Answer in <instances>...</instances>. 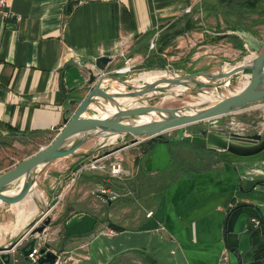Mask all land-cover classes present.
I'll return each instance as SVG.
<instances>
[{
    "label": "crops",
    "instance_id": "0c3cea01",
    "mask_svg": "<svg viewBox=\"0 0 264 264\" xmlns=\"http://www.w3.org/2000/svg\"><path fill=\"white\" fill-rule=\"evenodd\" d=\"M198 2L110 0L75 5L72 0H8L9 15L0 14V127L25 135H57L64 127V114L76 111L77 105L70 101H82L90 91L89 69L96 71L95 59L113 58L107 69L112 79L105 88H119V79L124 78L115 72L128 59L145 55L150 43L171 24L190 16ZM257 2L263 10L264 0ZM252 27L241 21L238 29L257 36ZM256 117L264 130V102L222 119L221 124L231 130ZM119 141L125 143L128 138ZM167 143L148 147L147 172L163 176L173 166ZM214 152L213 162L194 159L202 162L200 168L192 163L190 170L175 169L179 178L168 187L152 190L151 217L131 213L124 223L118 211L104 221L89 210H76L55 224L50 246L64 258L70 251L79 254L77 264H238L224 239L226 218L237 205L250 203L259 207L258 220L264 221V151L250 157ZM77 160L73 157L72 162ZM67 177L44 170L38 182L43 179L53 188ZM253 219L243 215L237 231L247 228L250 234L257 229ZM51 228L52 222L47 231ZM110 230L116 235L109 236ZM258 239L253 235L257 244L252 247L249 235L243 238L244 263L256 257Z\"/></svg>",
    "mask_w": 264,
    "mask_h": 264
},
{
    "label": "rangeland",
    "instance_id": "374dc122",
    "mask_svg": "<svg viewBox=\"0 0 264 264\" xmlns=\"http://www.w3.org/2000/svg\"><path fill=\"white\" fill-rule=\"evenodd\" d=\"M238 1L240 0H199L198 6L194 8L193 13L185 17L182 22V25H184L189 19L195 25V28L178 36L161 54L167 66L164 68L148 66V61L152 59L151 56L157 54V39H154L152 42H154L155 46L151 48V42L150 48L146 49L145 55L136 58L137 62L141 61L139 64H146L147 68L137 72L122 74V78H124L122 80L134 81L141 73L159 69L169 70L171 74L178 75L201 72L202 70L207 73H216L222 67L224 69L232 68L237 64L239 65V63L241 64L245 59L254 57L255 54L246 49L243 39L241 40L244 42L246 50L237 48L231 39L216 42H206L204 40L205 32L223 34L237 31L234 29L238 28L241 21H245L249 26L250 24L253 25L252 28L256 31L257 37L264 40V14L260 13L262 8L257 5L254 12H251L245 5L247 9L245 8L246 10H244V6L239 7L241 4L238 5ZM262 11H264V7ZM247 73L249 72H246L245 75ZM128 74H132V77H128ZM244 77V74L236 76L227 86L217 91L187 89L157 93L143 99H145L148 106L155 105L173 108L189 107L192 104L199 103L202 95L210 97L207 103L215 102L241 91L245 86ZM130 84L140 87L146 83L139 81L131 82ZM125 91H129L128 88H125ZM167 95L171 97L165 99ZM235 117L238 118L239 116ZM254 120L253 122L245 121L238 125L243 124L249 130L248 133L255 134L260 130V122H258L259 119L257 117ZM221 123L219 125H222ZM201 128L209 129L213 127L210 123L196 124L165 134L164 137L167 140L172 139L165 145L169 156L173 159V166L163 176L158 172L155 174L147 172V158L145 157L149 146L155 147L158 144H164L166 142L165 138L162 143L152 141L150 144L145 142L141 145L132 146L122 151V153L112 155L104 162L97 164L98 167L95 169L80 170L83 164L88 165L95 157L122 144L119 139L114 140L113 144L111 142L112 139L103 140L99 138L90 141L81 150L84 152L89 151V157L78 158L74 162H72L73 157L63 158L45 168L48 175L68 177L63 179L61 183L53 184V188H51L49 182H41L44 181L43 179L38 182L35 190L41 191L44 199L37 200L38 212L28 220L26 226L35 219L43 217V214H47L52 219V228L50 231L48 230V234L50 233L49 236L51 237L55 234V224L66 219L71 212L76 210H89L99 215L104 221L110 219L111 214L116 211H118L119 217L123 218L122 221L124 223H127V217L131 213L140 215L146 213V217L149 218V213L152 212H150L149 207L155 204L154 201L149 200L152 190L168 187L179 178L180 175L178 174L180 172L177 173L175 169L177 170L181 167L183 170L185 168L189 169L192 163L198 167L201 166L202 162L196 163L194 159L205 157L203 148L183 142L180 139L183 135L199 132ZM55 136L40 134L12 135L0 127V174L48 145ZM104 144H108V146L100 149ZM82 159H84L83 164L80 162ZM114 163L121 164V173L117 176L112 174V165ZM78 192H80L79 196H77ZM34 194L35 192L26 200V203L30 201ZM111 202L114 205L113 207H110ZM28 206L26 209H28ZM111 208H113V211ZM128 208L130 211L127 213ZM22 215L23 213H19L16 205L0 204V246L9 245L23 230L17 235L13 233L14 229L22 224ZM15 256L18 261H14L13 264H19V262L21 264H29L21 255L20 250Z\"/></svg>",
    "mask_w": 264,
    "mask_h": 264
},
{
    "label": "water",
    "instance_id": "95a60500",
    "mask_svg": "<svg viewBox=\"0 0 264 264\" xmlns=\"http://www.w3.org/2000/svg\"><path fill=\"white\" fill-rule=\"evenodd\" d=\"M236 38L243 39L246 49L255 56L245 59L232 68H221L216 73L201 71L186 75L173 74L171 78L147 83L140 87L130 84L134 81L119 79L120 84H124L129 89L128 92L122 91L123 93L115 94L105 88V82L112 79V76L107 74V69L113 63V58L101 56L95 59L93 65L97 72L89 69L88 84L91 89L82 101H70L69 104L77 105V108L72 114L68 112L64 114V127L48 145L0 174V204L25 203L35 192L38 179L47 166L63 158L89 157L90 154L81 151L82 148L90 141L99 138L103 140L128 138L127 142L99 156L103 157L118 154L145 139L163 142L165 134L169 132L196 124L210 123L213 128H201L199 132L183 135L180 139L203 149L226 151L239 157H250L263 152L264 133H240L230 130L227 125H219L222 119L238 114L252 104L264 102V40L245 29L223 34L204 33L206 42ZM146 68V64H139L132 67L131 72ZM246 72L250 73V79L241 91L215 102H199L181 108L142 105V101L145 100L143 98L149 97L150 94L170 92L176 86L217 91L227 86L236 76ZM129 77L131 78L132 74ZM125 98L139 100L138 106H122L118 99ZM106 104L116 107V110L107 117L104 116L103 111L98 110L105 111ZM147 117L150 119L144 120ZM107 146L108 144H104L100 149ZM43 215L29 223L9 245L0 246V259L3 264H13L16 257L13 254L18 250L27 260L36 244L34 236L44 233L52 222L49 215ZM243 215L261 218L258 206L250 203L237 205L227 215L224 239L238 264H264V251L253 261L244 263V256L240 252L241 242L245 236L249 235V243L252 245L253 235L260 229H255L250 234V229L247 228L238 232L237 227ZM50 247L48 244L40 250L41 258L38 264H55L58 256L49 249Z\"/></svg>",
    "mask_w": 264,
    "mask_h": 264
},
{
    "label": "built area",
    "instance_id": "2783aa9c",
    "mask_svg": "<svg viewBox=\"0 0 264 264\" xmlns=\"http://www.w3.org/2000/svg\"><path fill=\"white\" fill-rule=\"evenodd\" d=\"M72 1H73V3L75 5H83V4L89 3L91 1H110V0H72ZM8 7H9L8 0H0V14L1 15H4V16L5 15H9ZM190 10H191V8H189V11ZM154 46H155L154 42H152L150 47L153 48ZM139 63H141V61L137 62L136 59H128L126 61V66L124 68H122V69L117 70L115 73L116 74L129 73V72H131L132 67H134L136 65H139ZM244 76H245L244 78H245V83H246V81H249V79H250V73H247L246 75L244 74ZM245 83H244V85H245ZM142 105H146V101L145 100L142 101ZM232 130L240 132V133L249 132V130L246 129L243 126V124L237 125V127L233 128ZM258 133H262L263 134L264 130H259ZM111 142L113 144L114 141H111ZM110 156H112V155L103 156V157H99V156L95 157L94 160H92L88 165L87 164H83L80 167V170L92 169V168L95 169V168L98 167L97 164H100V163L104 162ZM120 173H121V164L120 163H114L112 165V174L117 176ZM152 215H153L152 212L149 213V217H151ZM253 223H254V226L257 227L260 222H259L258 219L254 218L253 219ZM108 234H109V236H114V235H116V232L114 230H110ZM34 238L36 239V244L34 246L33 252L27 258V261L29 262V264H38L39 259L41 258L40 250L42 248L46 247L48 244L50 245V242H52L51 241L52 239L49 236L47 229L42 234H36L34 236ZM49 249L52 250L58 256L55 264H65V263H68L69 261L72 262L73 264H77V263L81 262V257L79 256V254L75 255L76 253L74 251L68 252L69 253V257L68 258H64L60 252H57V251L53 250L52 247H50ZM17 252L18 251H16L13 255H15ZM17 261L18 260L15 257V262H17ZM0 264H3L2 260H0Z\"/></svg>",
    "mask_w": 264,
    "mask_h": 264
},
{
    "label": "trees",
    "instance_id": "16d2710c",
    "mask_svg": "<svg viewBox=\"0 0 264 264\" xmlns=\"http://www.w3.org/2000/svg\"><path fill=\"white\" fill-rule=\"evenodd\" d=\"M237 4L238 5L242 4L244 6L247 5L248 9L251 10V12H254L255 7L257 5H259L260 3H258V2L255 3V0H240V1L237 2ZM263 14H264V11H263ZM182 22L183 21H178L177 23L171 24L168 28H166L163 32H161L159 34V36L157 38V54L156 55H152L151 56L152 59L149 58V59H151V60L148 61V66L149 67H155V66L161 67V68L166 67L167 63H166L165 60L162 59L161 54L164 53V50L167 48V46L170 45L178 36H180V35L184 34L185 32L195 28V25L192 24L191 20H189V19L186 21V23L184 25H182ZM234 30H238V28L236 27V29H234ZM151 36H152V34L149 37H151ZM231 40H232V42H234V44L237 46V48H239L241 50H246L244 42L240 38L231 39ZM4 128H5L6 131H8L12 135L16 134L15 133L16 131L14 129H12L11 127L5 126ZM32 134H35V133H32ZM20 135H25V134L21 133ZM171 140H167L166 139L165 141L166 142H170ZM152 141L153 140L147 141V144L152 143ZM206 150L207 151L204 150L205 151V157L200 158V160H202L204 158V159H206L208 161H212L211 159H213V157L215 156L216 153L214 151H212V150H209V149H206ZM200 167H198V168H200ZM190 168H189V170H190ZM259 222L260 223H259V225L257 227L260 229V231H258V232H256L254 234L255 236L256 235L259 236V239H258L259 249L256 251L257 252L256 256L264 251V221H260L259 220ZM253 231H255V229H252V232ZM255 244H257V242H256V240H253L251 246L253 247V245H254V247H255Z\"/></svg>",
    "mask_w": 264,
    "mask_h": 264
},
{
    "label": "bare ground",
    "instance_id": "6f19581e",
    "mask_svg": "<svg viewBox=\"0 0 264 264\" xmlns=\"http://www.w3.org/2000/svg\"><path fill=\"white\" fill-rule=\"evenodd\" d=\"M172 76H173V74H171L168 70H160L159 69V70H153V71L144 72V73L139 74L138 78H136V80H134V82L143 81V82H145L147 84V83H152V82H155V81H158V80H161V79L171 78ZM202 80L203 81H206L203 78H202ZM247 83H248V81H246L245 86H246ZM125 88L126 87H125L124 84H120V87L119 88H113V90H111V91H112V93H115L116 94V93H120L122 91H125ZM187 89L188 88L183 87V86H176L175 88L172 89V91H182V90H187ZM157 93H159V92H156L154 94H157ZM152 95L153 94H150L149 97L152 96ZM170 97H171L170 95H167L165 99H168ZM209 100H210V97H208L206 95H202L200 101L201 102H208ZM118 102L122 106H126V105H133V106L135 105V106H138L139 100H137V99H131V98H125V99H118ZM115 108L116 107L114 105L106 104L105 111L103 109H98V110L99 111L100 110L103 111L104 116L107 117V116H109L110 113H112L114 110H116ZM148 119H150V117H147L144 120H148ZM112 141H114V140H112ZM43 199H44L43 193L41 191H39V190H35L34 196L31 197V199H30V201L28 203H26L27 202L26 201L25 203H22V204H16V207L18 208L19 213H21V212L23 213V215L21 216V219H23V220H21V223L22 224L18 228L14 229V232H13L14 235H17L22 229H24L23 227L26 226L28 220L31 217H33L38 212V209H37V200H43ZM27 206H28V209H26Z\"/></svg>",
    "mask_w": 264,
    "mask_h": 264
}]
</instances>
